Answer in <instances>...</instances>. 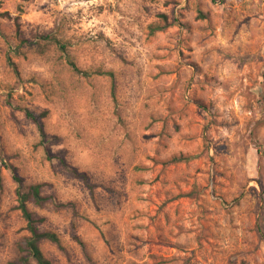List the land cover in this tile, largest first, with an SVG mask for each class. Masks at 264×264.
Instances as JSON below:
<instances>
[{
  "label": "rangeland",
  "instance_id": "374dc122",
  "mask_svg": "<svg viewBox=\"0 0 264 264\" xmlns=\"http://www.w3.org/2000/svg\"><path fill=\"white\" fill-rule=\"evenodd\" d=\"M5 163L53 195L51 264H264V0H0L11 264Z\"/></svg>",
  "mask_w": 264,
  "mask_h": 264
},
{
  "label": "trees",
  "instance_id": "16d2710c",
  "mask_svg": "<svg viewBox=\"0 0 264 264\" xmlns=\"http://www.w3.org/2000/svg\"><path fill=\"white\" fill-rule=\"evenodd\" d=\"M24 113L26 117L36 125L41 139H45L46 134L42 122V117H44L45 112L36 114L33 111L25 109ZM4 165L10 171L11 177L17 185V207L21 211V215L26 222V230L29 233V235L18 244V257L16 261L11 262V264H51L49 259H47L41 251L39 242L43 239H47L58 243L59 238L53 231L40 229L39 224L43 218L33 212L28 204L32 203L36 206H43L48 202L54 201L53 195L44 192L42 183L26 182L14 165L7 163ZM73 237L81 243V240L75 234Z\"/></svg>",
  "mask_w": 264,
  "mask_h": 264
}]
</instances>
